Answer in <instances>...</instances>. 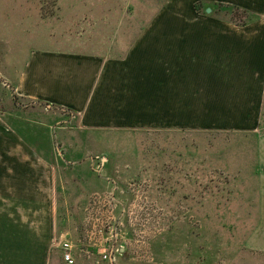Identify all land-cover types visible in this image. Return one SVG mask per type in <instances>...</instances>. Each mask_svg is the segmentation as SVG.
Listing matches in <instances>:
<instances>
[{"label": "crops", "instance_id": "crops-1", "mask_svg": "<svg viewBox=\"0 0 264 264\" xmlns=\"http://www.w3.org/2000/svg\"><path fill=\"white\" fill-rule=\"evenodd\" d=\"M17 1L14 9L33 8L35 48L18 71L0 68V79L36 119L0 120V145H16L11 157L19 161L24 146L30 160L0 166V264H66L60 242L78 240L76 226L58 217L54 174L35 178L39 160L49 158L39 152V126L45 142L75 144L104 130L253 135L250 164L245 153L222 155L253 167L242 175L252 200L240 194L222 220L249 225L240 246L264 254V0H159L145 23L134 18L146 9L140 0H57L48 17L37 0ZM56 32L62 40L53 43ZM73 256L75 264L101 262Z\"/></svg>", "mask_w": 264, "mask_h": 264}, {"label": "rangeland", "instance_id": "rangeland-1", "mask_svg": "<svg viewBox=\"0 0 264 264\" xmlns=\"http://www.w3.org/2000/svg\"><path fill=\"white\" fill-rule=\"evenodd\" d=\"M11 2L15 0H0V12L10 13L0 14V68L13 73L21 68L25 54L35 48V41L28 36L37 28L33 8L14 9ZM158 2L140 0L138 6L146 9L141 20L134 17L135 22L145 23ZM132 18L127 16L126 22ZM62 36L56 32L51 41L61 42ZM7 87L9 84L0 79V120L15 124L36 119L31 103ZM37 118L41 120V115ZM37 129L40 155L49 158L39 160L35 178L48 181L54 174L58 217L76 226L78 240L71 244L79 260L100 261L115 242L122 246L116 264H175L180 259L181 264H264V254L240 246V237L249 225L222 220L236 210L240 194L246 203L253 198L251 186L243 192L247 176H242L247 167L253 168L244 165L251 163L249 154L257 147L253 135L104 130L75 144L57 136L45 142L42 134L48 133L47 129ZM1 147L6 159L1 158L0 166L30 167L24 146L21 161L11 157L16 145L8 142ZM225 153L231 157L245 153L248 160L222 159ZM93 198L101 202L96 215L112 214L117 233L103 247L85 238V229L90 230L88 219L95 211ZM110 201L114 206H102Z\"/></svg>", "mask_w": 264, "mask_h": 264}, {"label": "built area", "instance_id": "built-area-1", "mask_svg": "<svg viewBox=\"0 0 264 264\" xmlns=\"http://www.w3.org/2000/svg\"><path fill=\"white\" fill-rule=\"evenodd\" d=\"M93 208H95L94 214L92 213V216L88 219V226L90 227V230L87 231L85 229L86 238L89 240V242H92L94 246L99 245V247H103L104 244H106L110 239L117 237V233H114L113 228V216L110 214L108 217H103L100 215H96L97 213H100L98 210V205L101 204V202L98 199L93 198ZM91 203V204H92ZM103 207H110L114 206V204L110 201L107 203H103ZM91 210V211H92ZM113 210V209H112ZM112 213V212H111ZM114 234V235H113ZM60 249L62 250V260L66 264H74V258H73V246L70 241L64 240L60 242ZM121 245H115L111 244V247L109 248V251L103 252L101 255V262L98 264H101L103 262L105 263H112L114 264L117 260L118 255H121Z\"/></svg>", "mask_w": 264, "mask_h": 264}, {"label": "trees", "instance_id": "trees-1", "mask_svg": "<svg viewBox=\"0 0 264 264\" xmlns=\"http://www.w3.org/2000/svg\"><path fill=\"white\" fill-rule=\"evenodd\" d=\"M40 5L41 15L42 17L52 16L57 8V0H37ZM232 12H234L233 16L238 17V9L231 8ZM244 13V12H243Z\"/></svg>", "mask_w": 264, "mask_h": 264}, {"label": "water", "instance_id": "water-1", "mask_svg": "<svg viewBox=\"0 0 264 264\" xmlns=\"http://www.w3.org/2000/svg\"><path fill=\"white\" fill-rule=\"evenodd\" d=\"M210 10L209 9H207V12H209Z\"/></svg>", "mask_w": 264, "mask_h": 264}]
</instances>
